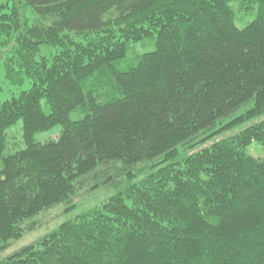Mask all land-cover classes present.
Instances as JSON below:
<instances>
[{
    "label": "trees",
    "instance_id": "trees-1",
    "mask_svg": "<svg viewBox=\"0 0 264 264\" xmlns=\"http://www.w3.org/2000/svg\"><path fill=\"white\" fill-rule=\"evenodd\" d=\"M232 1L255 11L242 29ZM0 59L30 81L0 101V248L83 188L115 190L0 264H264V156L247 153L264 155V0H6Z\"/></svg>",
    "mask_w": 264,
    "mask_h": 264
},
{
    "label": "rangeland",
    "instance_id": "rangeland-1",
    "mask_svg": "<svg viewBox=\"0 0 264 264\" xmlns=\"http://www.w3.org/2000/svg\"><path fill=\"white\" fill-rule=\"evenodd\" d=\"M6 0H0V4L5 3ZM9 1V0H8ZM232 10L235 14L234 23L239 29L244 28L249 22H251L255 17V11L251 10L249 12H240L237 10V3L232 1L230 3ZM27 21L32 24L36 20V16L29 10L24 11ZM154 50V40L146 39L141 42L129 43L127 47L126 57L115 63V68L118 71H126L131 67H134L137 63V58L145 53L152 52ZM54 53V49L45 45L40 46L39 55L50 56ZM30 87V81L25 80L22 86L15 87L7 82L5 79V70L3 60L0 59V101L3 102L13 95H17L21 90H27ZM85 88V87H84ZM86 89V88H85ZM107 97H113L112 93H108ZM45 113H49V110L45 104H42ZM85 112L77 108L70 114L71 120H79L83 118ZM21 128L22 124L19 121L16 125L12 126L6 131L7 136V152H14L22 149L24 146L21 141ZM60 127L55 126L52 129L41 132L35 135V142L44 143L53 139H56L59 134ZM247 153L254 158H263V151L257 143H252L247 148ZM137 177H134L135 180ZM115 193L113 188L99 187L97 189H90L89 186L78 191L77 197L74 199L76 203L75 208L71 211L64 212V206L60 205L53 209H50L44 213H41V218L39 221L42 223L41 226L37 227L35 230L23 234L20 238L16 240H10L7 246L2 249L0 248V261L5 257L13 253L14 251L20 249L21 247L30 245L37 241L40 237L46 233L54 230L63 221L72 218L76 213H79L87 208L94 207L101 202L105 201L107 198Z\"/></svg>",
    "mask_w": 264,
    "mask_h": 264
}]
</instances>
